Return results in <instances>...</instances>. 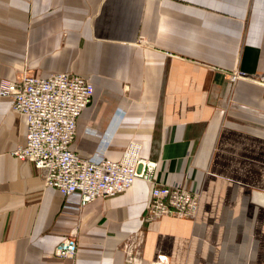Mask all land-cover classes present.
I'll use <instances>...</instances> for the list:
<instances>
[{
  "label": "crops",
  "instance_id": "crops-1",
  "mask_svg": "<svg viewBox=\"0 0 264 264\" xmlns=\"http://www.w3.org/2000/svg\"><path fill=\"white\" fill-rule=\"evenodd\" d=\"M24 69L90 78L81 156L117 161L136 140L160 181L201 199L195 220L148 222L137 179L77 208L11 154L28 121L0 97V264H126L138 231L140 264H264V0H0V80ZM73 228L74 261L54 254Z\"/></svg>",
  "mask_w": 264,
  "mask_h": 264
},
{
  "label": "built area",
  "instance_id": "built-area-1",
  "mask_svg": "<svg viewBox=\"0 0 264 264\" xmlns=\"http://www.w3.org/2000/svg\"><path fill=\"white\" fill-rule=\"evenodd\" d=\"M235 82L245 74L235 71ZM264 82V75L261 79ZM94 94L90 78L59 72L43 78L24 69L16 79L0 80V97L10 98L12 109L28 121L26 142L11 154L32 161L42 172L45 187H54L66 198L79 197L77 208L97 200L113 197L130 189L137 179L152 186L145 220L157 221L165 216L195 220L199 213L201 192L186 186H174L155 176L159 163L142 156V145L129 142L120 160L83 157L72 144L77 136V124ZM121 116L124 110L119 109ZM260 197L262 201L257 199ZM253 201L264 204V193L254 190ZM143 231L131 235L125 242L126 264H140ZM78 230L73 228L55 247L56 256L75 260L78 255ZM157 264H167L159 255Z\"/></svg>",
  "mask_w": 264,
  "mask_h": 264
},
{
  "label": "bare ground",
  "instance_id": "bare-ground-1",
  "mask_svg": "<svg viewBox=\"0 0 264 264\" xmlns=\"http://www.w3.org/2000/svg\"><path fill=\"white\" fill-rule=\"evenodd\" d=\"M257 199L259 200V202L262 201V199L260 197H258Z\"/></svg>",
  "mask_w": 264,
  "mask_h": 264
}]
</instances>
